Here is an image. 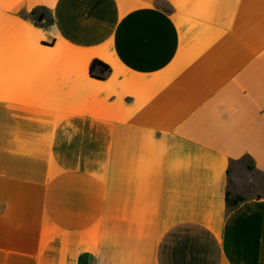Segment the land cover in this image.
<instances>
[{
    "label": "crops",
    "instance_id": "crops-1",
    "mask_svg": "<svg viewBox=\"0 0 264 264\" xmlns=\"http://www.w3.org/2000/svg\"><path fill=\"white\" fill-rule=\"evenodd\" d=\"M263 181L264 0H0V264H264Z\"/></svg>",
    "mask_w": 264,
    "mask_h": 264
},
{
    "label": "trees",
    "instance_id": "trees-1",
    "mask_svg": "<svg viewBox=\"0 0 264 264\" xmlns=\"http://www.w3.org/2000/svg\"><path fill=\"white\" fill-rule=\"evenodd\" d=\"M33 14H36V12H34ZM43 20H44V15L38 14L36 21L38 23H41ZM110 71H111L110 67L104 64L103 62H101L100 60H94L90 67V75L98 80H105L108 74L110 73ZM247 169L248 171H252L254 167L252 164L250 165V163H248ZM234 195L231 192V190L226 193V202L229 204L230 207H235L240 202L244 201V197L239 195H235V196Z\"/></svg>",
    "mask_w": 264,
    "mask_h": 264
},
{
    "label": "rangeland",
    "instance_id": "rangeland-1",
    "mask_svg": "<svg viewBox=\"0 0 264 264\" xmlns=\"http://www.w3.org/2000/svg\"><path fill=\"white\" fill-rule=\"evenodd\" d=\"M245 162L246 164L249 163L248 160H246ZM250 174L251 173H249L246 169H242V168L234 169L232 171V174H230V179H231L230 189L233 195L235 194L242 197L250 195L254 187H256V184L253 182V179L251 178ZM254 181H256V179Z\"/></svg>",
    "mask_w": 264,
    "mask_h": 264
}]
</instances>
